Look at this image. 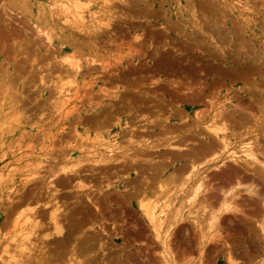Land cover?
Masks as SVG:
<instances>
[{"label":"rangeland","instance_id":"obj_1","mask_svg":"<svg viewBox=\"0 0 264 264\" xmlns=\"http://www.w3.org/2000/svg\"><path fill=\"white\" fill-rule=\"evenodd\" d=\"M57 1L0 0V222L6 220L0 227V245L5 242L7 248L11 242L13 249L7 250L26 260L29 250H18L15 241L22 238L19 229H27L34 213L42 212L40 230L30 238L35 240H26L27 246H36L30 252L41 264H229L228 249H236L239 264H262V248L253 247L240 231L241 214L221 220L222 240L228 246L222 241L204 249L193 221L173 222L179 200L166 208L167 228L161 232L170 230L166 238L159 235L164 240L158 239L141 205L154 202L142 194L152 181L151 167L166 151H179L164 139L173 138L174 143L181 137L197 147L201 137L198 128L189 131L193 122L198 114L208 118L228 97L234 100L227 101L230 107L244 101L243 107L261 112L257 104L264 97V0H88L78 17ZM67 54L80 59L79 72L66 66ZM243 71L248 80L241 79ZM59 88L63 98L71 97L67 108L61 107ZM130 139L164 143L148 150L154 164L144 166L151 170L142 166L146 156L135 157L142 165L133 159L139 146ZM105 155L117 159L90 163ZM61 160L70 162L67 173ZM77 160L84 161L79 175L72 170ZM180 165L170 163L166 173ZM176 185L179 181L172 189ZM165 199L159 201L161 207ZM56 204L62 206L57 210L64 223L60 236L49 214ZM165 240L172 254L165 252ZM75 241L84 244V250L85 245L95 246L84 252ZM1 248L0 258L6 259L9 252Z\"/></svg>","mask_w":264,"mask_h":264},{"label":"bare ground","instance_id":"obj_2","mask_svg":"<svg viewBox=\"0 0 264 264\" xmlns=\"http://www.w3.org/2000/svg\"><path fill=\"white\" fill-rule=\"evenodd\" d=\"M83 1V0H58L57 2H60L61 4H63L64 6H67L66 8L68 9L67 11L69 13H71V15L77 16L82 13L81 10L86 9V7L88 6L87 2ZM127 1V0H126ZM125 1V2H126ZM115 4V3H114ZM93 25H97V24H93ZM94 28H97L94 26ZM40 29V28H39ZM42 33L44 35H46V38L48 40L51 41L52 36L46 31L43 30ZM53 40V39H52ZM4 44V43H3ZM51 45V44H50ZM68 65H66L67 67L69 66L71 68L72 71H74L75 73L79 72L82 69V65L80 63V59H78L74 54H67L64 59H63ZM98 60V59H96ZM63 61V63H64ZM87 61H90L87 59ZM95 61V59H94ZM99 62V61H98ZM258 63V62H257ZM252 64V63H251ZM259 64V63H258ZM264 63H262L263 65ZM85 65V64H84ZM87 65V64H86ZM254 65V64H253ZM252 67V66H251ZM257 67V66H256ZM247 68V67H246ZM254 69V68H251ZM70 70V71H71ZM255 71H257V69H255ZM244 72V71H243ZM239 74L241 76L242 80H248L246 78V74L244 73ZM251 72V70H250ZM254 72V71H253ZM73 73V72H72ZM71 73V74H72ZM74 74V73H73ZM246 74V75H245ZM264 74V73H263ZM259 76V75H258ZM264 76V75H263ZM69 77V75H68ZM71 78V77H70ZM250 78V77H249ZM264 79V78H263ZM260 80V78L258 79ZM264 82V81H262ZM246 83V81H245ZM264 85V83H262ZM248 85V84H247ZM246 85V87H247ZM258 84H256L257 86ZM262 85V86H263ZM252 86V85H251ZM255 86V87H256ZM60 89V88H59ZM242 89V88H241ZM249 89V88H248ZM252 89V88H251ZM257 90V88H256ZM261 90V89H260ZM105 91V90H104ZM246 91V90H245ZM249 90H247L248 92ZM264 89L262 90V93ZM64 91L60 89L59 94H61L62 96V104L61 107L62 108H67L70 101H71V97L68 95H64L65 97L63 98V93ZM257 92V91H256ZM236 93V92H234ZM258 93V92H257ZM110 94V93H108ZM236 94H234L235 96ZM238 95V93H237ZM264 95V94H263ZM240 96V95H239ZM255 96V95H254ZM226 98V97H225ZM255 98V97H254ZM261 104L259 105L260 101L258 99H261ZM261 98L256 97L255 100H257V102L259 101V103L257 104L260 108V113H256V112H252L253 110L248 109L249 107L245 108L246 106H242L241 103L239 105V103H235V106H231L230 104L227 103V101H232L234 102L232 97H228L226 98V104H224V102H221L220 105L215 106L216 108L211 109L213 110V114L209 115V117L205 118L202 117L198 114L199 118H196L197 124L195 122L194 123V128L192 129H187L189 131L191 130H195L196 128H198L199 131V138L201 137V141L199 142L198 140V146L197 147H191L190 146V140L189 139H178L176 141H174V143H179L181 142V144H175L173 143L172 139L173 138H168V139H164L167 140V143L170 146H174V151H175V147L176 149L179 151L178 152H173L171 153L173 150H171V152H167L170 155H167L166 153H164V151L162 153H164V158H162V160H158V163H152L149 160H153V159H149V157L151 156L148 150H152L154 148H159L160 146H158V144H164L161 143L160 141H156V143H146V140H141V141H134L131 140L129 142H132V144L137 143L138 144V149L134 150V158L135 157H147V161L145 160V158H143L144 162L143 165L140 164L141 160L136 158V162H140L139 164L143 166V168L146 169H153V171L151 172V176L150 179H152L151 183L149 181V183H145L147 184L145 191H141L142 194L144 195L143 197H145L144 199L149 198L150 201L153 200L154 202H147L142 203V207L144 209V212L146 214V217L149 219L150 223H152L153 228L155 229V231L157 232V237L159 235H161L162 237L166 235V233H168V231L170 229H167L165 231V234H163V232H161L164 228V224H165V220H167L168 218V210L166 211V208H168L169 206L172 205V203L175 200H179V204L178 207L175 208V215L173 216L172 220L173 222L177 223L179 221H193L192 224L194 225L195 228H197V232L201 238V240H198V242L200 243L201 248L205 249V246L207 247V245H212L211 243H216L217 242H222L223 244L227 243V240H222L224 238V236L222 237V230H221V220L223 222L224 219H226L227 217H229L230 215H240L243 216L241 221H240V231L242 234H247L246 239L249 240V243H252V246L254 245L255 247H261L262 248V253L264 254V97L262 96ZM255 100L253 102H255ZM242 101V100H241ZM256 104V103H255ZM97 105V104H96ZM257 107V106H256ZM254 108V107H253ZM76 110V109H75ZM159 110V109H158ZM69 111V109L67 110ZM73 111V110H72ZM93 111V110H92ZM255 111V110H254ZM180 112V111H179ZM204 112V111H203ZM181 114V113H180ZM80 117V116H79ZM84 115L81 117L83 118ZM78 118V117H77ZM79 120H82V119ZM86 118V117H85ZM198 119V120H197ZM86 120V119H85ZM168 120V119H167ZM193 120V119H192ZM184 121V120H183ZM128 123V122H127ZM251 123L252 126L248 127V124ZM241 127H240V126ZM164 126V125H163ZM238 126L241 128L239 129L240 131H236L235 128H238ZM244 127V129L242 130V128ZM170 128V127H169ZM189 128V127H188ZM185 129V128H184ZM182 129V130H184ZM175 130V128H174ZM186 130V131H187ZM76 131V130H75ZM153 131V130H151ZM165 131V129H164ZM187 131V132H189ZM85 132V131H84ZM170 132V131H169ZM174 132H177L176 130ZM78 133V132H77ZM146 133V132H145ZM152 133V132H151ZM165 133V132H163ZM168 133V132H166ZM192 133V132H191ZM190 133V134H191ZM71 134V133H70ZM73 135V134H72ZM78 135V134H77ZM87 135V134H86ZM102 135V134H101ZM173 136V135H172ZM180 136V135H179ZM85 137V136H84ZM174 137V136H173ZM78 138V137H77ZM76 138V139H77ZM80 138V137H79ZM88 139V138H87ZM97 139V138H96ZM89 140V139H88ZM100 139L98 138L99 141ZM138 140V139H137ZM163 140V139H162ZM161 140V141H162ZM174 140V139H173ZM95 141V138H94ZM134 141V142H133ZM172 141V142H171ZM192 141V140H191ZM196 141V140H195ZM70 142V141H69ZM82 142V141H81ZM85 142V141H84ZM83 142V143H84ZM149 142V141H148ZM165 142V141H164ZM193 142V141H192ZM191 142V143H192ZM67 144V142H65ZM86 143V142H85ZM89 143V142H88ZM102 143V142H101ZM109 143V142H107ZM115 143V142H114ZM47 144V143H46ZM45 144V145H46ZM56 144V143H55ZM61 144V143H59ZM92 144V143H91ZM166 144V143H165ZM109 145V144H108ZM116 145V144H115ZM53 146V143H52ZM101 146V145H100ZM99 146V147H100ZM88 147V146H87ZM105 147V145H104ZM145 147V148H144ZM163 147V146H161ZM75 148V147H74ZM112 151H115L113 147ZM111 148H109L111 150ZM119 148V147H118ZM132 148V147H131ZM148 148V149H147ZM171 148V147H170ZM51 149V148H50ZM99 149V148H98ZM130 149V148H129ZM89 150V149H88ZM108 149H106L107 151ZM53 151V150H52ZM84 151V150H83ZM109 151V150H108ZM124 151V150H123ZM130 151V150H129ZM169 151V150H168ZM57 152V151H56ZM60 152V151H59ZM57 152V153H59ZM64 152V151H63ZM73 152V151H72ZM110 152V151H109ZM65 153V152H64ZM70 153V152H69ZM85 153V152H84ZM111 153V152H110ZM122 153V152H121ZM37 154V153H36ZM56 154V153H55ZM63 154V153H62ZM66 154H68L66 152ZM113 154V153H111ZM117 154V153H116ZM172 154V155H171ZM54 155V153H53ZM57 155V154H56ZM82 155V154H81ZM150 155V156H148ZM61 156V154H60ZM58 155V158L60 157ZM68 156V155H67ZM65 156V157H67ZM102 156V155H101ZM95 157L93 159H90V163L92 164L93 162L95 163L94 160L99 161V162H110V161H114L116 159L113 158V156H110L109 159H107L108 157ZM121 156L128 157L129 153L127 152H123L121 154ZM52 157V156H51ZM62 157V158H65ZM132 157V156H131ZM37 158V157H36ZM61 158V159H62ZM71 158V157H70ZM70 158H66L67 160H69ZM88 158V156H87ZM80 158H78L79 160ZM159 159V158H158ZM54 160V159H53ZM68 163H70L69 161H67ZM77 162L74 164L75 165V170L72 168V170L74 171V173L76 174H80V172L83 170V165L84 162L83 160H80V162ZM139 160V161H138ZM74 160H71V163ZM82 161V162H81ZM93 161V162H92ZM120 161V160H119ZM134 160H132L133 162ZM157 161V160H156ZM63 169H66L67 167V163H63V161L61 160ZM87 162V161H86ZM89 162V159H88ZM97 162V163H99ZM135 162V164H136ZM155 162V161H154ZM47 163V162H46ZM55 163V162H54ZM82 163V164H81ZM137 163V165H138ZM151 164V168H145L144 165H148ZM170 163L172 164H178L180 163V168H177V170L175 171L174 168L173 170H171V174H167L166 171H168L169 169V165ZM39 165H41V163H38ZM73 164V163H72ZM81 164V165H80ZM96 164V163H95ZM110 164V163H109ZM131 164V163H130ZM38 165V166H39ZM50 165V164H49ZM53 165V163H52ZM51 165V166H52ZM71 165V164H70ZM88 165V164H86ZM129 165V164H128ZM136 165V166H137ZM138 165V167L140 166ZM44 166V164H43ZM54 166V165H53ZM59 166V165H58ZM78 166V169H76ZM83 166V167H82ZM90 166V165H88ZM92 166V165H91ZM90 166V167H91ZM135 166V167H136ZM141 166V167H142ZM87 167V166H86ZM86 167L84 168V170L86 169ZM123 167L125 168V165H123ZM126 167H130L127 166ZM133 165L130 167L132 168ZM150 167V166H149ZM154 167V168H153ZM49 168V167H48ZM60 168V170L62 169ZM88 168V167H87ZM92 168V167H91ZM95 168V167H94ZM98 168V167H97ZM105 168V167H104ZM109 168V167H108ZM116 168V167H115ZM143 168H140L143 170ZM47 169V168H46ZM52 169V168H51ZM55 169V168H54ZM69 169V168H68ZM90 169V168H89ZM113 169V168H112ZM134 169V168H133ZM49 170V169H47ZM57 170V169H56ZM71 169H69L70 171ZM91 170V169H90ZM95 170V169H94ZM137 170V169H136ZM145 170H143L142 172H145ZM148 170V171H150ZM31 171V169H30ZM44 171V170H43ZM63 171V170H61ZM87 171V170H86ZM108 171V170H107ZM172 171L174 173H172ZM65 172V171H64ZM106 172V171H105ZM109 172V171H108ZM139 172V171H138ZM66 173H67V169H66ZM65 173V175H66ZM70 173V172H69ZM72 173V172H71ZM107 173V172H106ZM105 173V174H106ZM206 173V174H205ZM211 173V174H210ZM38 174V173H37ZM58 174V173H57ZM62 174V173H60ZM32 175V174H31ZM56 175V174H55ZM142 175V174H141ZM14 176V175H13ZM29 176V175H28ZM33 176V175H32ZM68 176V175H67ZM27 177V176H26ZM70 177V175H69ZM74 177V175H73ZM75 177H77V175H75ZM149 177V176H147ZM146 177V179H148ZM30 178V177H29ZM42 178V176H41ZM58 178V177H57ZM67 177H65L66 179ZM145 178V177H144ZM35 179V178H34ZM75 179V178H74ZM95 179V178H94ZM38 180V179H37ZM56 180V179H54ZM61 180V179H60ZM64 180V179H63ZM86 180V179H85ZM93 180V179H92ZM149 180V179H148ZM13 181V180H12ZM34 181V180H33ZM43 180H41L42 182ZM57 181V180H56ZM109 181H111L109 179ZM144 181V180H143ZM180 183L179 185H176L173 189L172 186L175 183ZM21 182V181H20ZM84 182V180H83ZM148 182V181H146ZM157 182V183H156ZM160 182V183H159ZM35 184V181L33 182ZM32 183V184H33ZM37 183V182H36ZM39 183V181H38ZM50 183V182H49ZM80 183H82V181H80ZM156 185H155V184ZM159 183V184H158ZM48 184V183H47ZM56 184V183H54ZM102 184V183H101ZM100 184V185H101ZM153 185H155V189L156 187H158V189L154 190L153 189ZM31 185V184H30ZM42 185V183H41ZM142 185V184H141ZM44 186V185H43ZM42 187V186H41ZM81 187V186H80ZM142 187V188H144ZM150 187L152 188L150 190ZM17 188V187H16ZM22 188V187H20ZM38 188V187H37ZM91 188V187H90ZM141 188V189H142ZM151 191L150 193L147 192V190ZM140 189V190H141ZM18 190V189H17ZM148 190V191H149ZM172 190L174 191L172 194H170L172 192ZM12 191V190H11ZM22 193V192H21ZM18 194V193H17ZM28 194V193H27ZM26 194V195H27ZM141 194V195H142ZM243 194L245 196H243ZM32 195V194H31ZM29 195V199L31 198ZM154 196V198H152V196ZM166 196V199L164 201H162V203L164 204L163 207L160 206L159 201H161L162 199H164ZM9 197V196H8ZM20 197V196H19ZM36 197V196H35ZM142 197V198H143ZM11 198V196L9 197ZM14 198V197H13ZM23 198V195H22ZM141 198V199H142ZM168 198V201H167ZM16 199V198H15ZM27 199V197L25 198ZM35 199V198H34ZM12 200V199H11ZM14 201V200H12ZM38 201V200H37ZM10 202V201H9ZM15 202V201H14ZM176 201V203H178ZM161 203V202H160ZM161 203V204H162ZM20 204V203H19ZM159 204V205H158ZM57 205V204H56ZM59 204L57 205V209H55V211H52V214L49 212V214L51 215L50 217V221H52L53 226H55V231L57 233L63 234V224L61 223V214L59 215L57 213V210L59 212L60 207ZM140 206V207H141ZM160 208H159V207ZM173 206V205H172ZM175 207V206H174ZM173 207V208H174ZM37 208V207H36ZM171 208V207H170ZM34 210V209H33ZM41 212V211H40ZM44 212V211H43ZM174 212V211H173ZM42 213V212H41ZM40 213V214H41ZM63 213V212H62ZM38 214V215H40ZM193 214L195 215L194 218L192 217ZM30 215V214H29ZM38 215L36 214V212L34 213V220L32 221H28L31 222L29 223L28 228H23L21 227L19 229V235L20 237H22L21 239H19L17 242L18 244H16L15 247L19 248L24 252L25 250H29V253L27 254L28 258L26 260H19V258H17L14 254H12L11 252H9L7 250V248L9 247L10 249L13 247L10 245H6L8 246L7 248L3 247L5 242H3L1 245L4 248L2 250L1 248V252H9V254L6 257V259L3 258L2 255V259L3 261L0 262V264H20L21 263H25V264H41L39 262L38 256L36 257L34 255V253H31L32 250L36 251L34 248L36 246L30 247L27 246V242L26 240H28V242L30 241L32 244L33 239L30 240L32 235L37 234V232H39L40 229H37V226L39 227L42 223L41 221H39L38 219ZM44 215V214H43ZM171 215V214H170ZM31 216V215H30ZM238 216H236L238 218ZM7 217V216H6ZM172 217V216H170ZM32 219V218H31ZM41 219V218H40ZM28 219H26L27 221ZM37 220V221H36ZM169 220V219H168ZM6 221V220H4ZM2 221V222H4ZM25 221V220H23ZM25 221V222H26ZM35 221V223H34ZM2 222H0V227L3 224ZM167 222V221H166ZM255 224H253V223ZM2 223V224H1ZM41 223V224H40ZM50 223V222H49ZM172 224V222H169ZM168 223V225H169ZM40 224V225H39ZM52 224L50 227H52ZM166 225V226H168ZM173 225V224H172ZM26 226V224H25ZM44 226V225H43ZM255 226L257 229H255ZM258 226V227H257ZM169 228H171V226H168ZM224 227V226H223ZM222 227V228H223ZM44 228V227H43ZM49 228V227H48ZM163 228V229H162ZM167 227H165L166 229ZM44 229H47L46 227ZM164 229V230H165ZM222 232V233H221ZM65 233V232H64ZM161 233V234H160ZM240 233V234H241ZM239 234V235H240ZM68 235V233H67ZM66 233L64 235V237L67 236ZM170 235V234H169ZM173 236V234H171ZM48 236V235H47ZM69 236V235H68ZM198 236V237H199ZM242 236V235H241ZM13 237V235H12ZM40 237V236H39ZM63 237V238H64ZM71 237V236H70ZM162 237L159 236L158 239H161ZM10 238V237H8ZM17 238V237H16ZM36 238V236H35ZM48 238V237H46ZM62 238V236H61ZM166 238V236H165ZM172 238V237H171ZM6 239V238H5ZM163 239V238H162ZM168 239V238H167ZM10 240V239H9ZM8 240V241H9ZM35 240V239H34ZM33 240V241H34ZM67 240V239H66ZM76 240V239H75ZM89 239H87L88 241ZM95 240V239H93ZM164 240V239H163ZM1 241V240H0ZM6 241V240H5ZM43 241V240H42ZM68 241V240H67ZM70 241V239H69ZM167 240L163 241L165 244V252L167 251V249L169 248V240L166 242ZM172 241V240H171ZM7 242V241H6ZM14 242V241H12ZM76 242V241H75ZM74 242V243H75ZM80 242V241H79ZM162 242V241H161ZM246 242V241H245ZM35 243V242H34ZM33 243V245H34ZM83 243V241H82ZM84 243L87 244V242L85 241ZM214 243V244H215ZM243 243V242H242ZM36 244V243H35ZM76 244H78V241L76 242ZM81 244V243H80ZM92 244V243H91ZM91 244H88L86 248L89 249L92 246ZM0 245V246H1ZM79 245V244H78ZM227 245V244H226ZM250 245V244H249ZM81 246V245H79ZM84 246V244L82 245ZM81 246V247H82ZM95 246V245H94ZM94 246H92L94 248ZM104 246V245H103ZM209 246V247H210ZM228 246V245H227ZM253 246V247H254ZM74 247L76 248V246L74 245ZM78 247V246H77ZM101 247V246H100ZM249 247V246H247ZM72 248V249H75ZM11 249V251H12ZM32 249V250H31ZM37 249V248H36ZM80 248L78 247V249L76 248V252L74 250L75 253H77V250L80 253ZM83 249V247L81 248V250ZM87 249H83L84 252H86ZM260 249V248H259ZM20 250V251H21ZM171 250V248H170ZM203 250V249H202ZM17 251V250H16ZM31 251V252H30ZM38 251V250H37ZM42 251V250H40ZM18 252V251H17ZM44 252V250H43ZM72 252V254L74 253ZM168 252L170 253L169 249ZM38 253V252H36ZM237 251L236 249H228L227 251V259L226 261L230 264H239V261L237 262ZM10 254L12 256H10ZM16 254V253H15ZM23 254V253H22ZM20 253V255H22ZM25 254V256H26ZM41 254V253H40ZM83 254V252L81 253V255ZM88 254V253H87ZM168 255V253H166ZM172 254V253H170ZM24 255V254H23ZM39 255V254H38ZM165 255V254H164ZM176 255V254H175ZM26 256V257H27ZM84 256V255H83ZM90 256V255H89ZM173 256V255H172ZM1 257V256H0ZM22 257V256H21ZM49 257V256H48ZM74 257V254H73ZM169 257V255H168ZM167 257V258H168ZM50 258V257H49ZM76 258V257H75ZM84 258V257H83ZM96 258V257H94ZM166 258V257H165ZM174 258V257H172ZM1 259V258H0ZM1 259V260H2ZM44 259H46L44 257ZM48 259V258H47ZM46 259V261H47ZM71 259V258H70ZM78 261V258H76ZM92 259V258H91ZM104 259V258H103ZM164 259V258H163ZM169 259L171 260V258L169 257ZM14 260V262L12 261ZM50 260V259H49ZM91 261V260H90ZM166 261V260H165ZM174 261V260H173ZM173 261H170L169 264H173ZM176 261V260H175ZM49 262V261H48ZM70 262V261H68ZM104 262V260H103ZM106 262V261H105ZM190 262V261H189ZM74 263V262H73ZM81 263V262H79ZM92 263V262H91ZM96 263V262H95ZM167 263V261H166ZM175 263V262H174ZM178 263V262H177ZM45 264V262H44ZM72 264V263H70ZM75 264V263H74ZM78 264V263H77ZM97 264V263H96ZM111 264V263H109ZM180 264V263H179ZM262 264H264V259Z\"/></svg>","mask_w":264,"mask_h":264}]
</instances>
